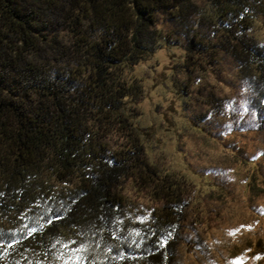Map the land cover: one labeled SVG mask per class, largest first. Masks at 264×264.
<instances>
[{"label": "trees", "instance_id": "trees-1", "mask_svg": "<svg viewBox=\"0 0 264 264\" xmlns=\"http://www.w3.org/2000/svg\"><path fill=\"white\" fill-rule=\"evenodd\" d=\"M203 1L0 0V264H177L191 193L150 162L128 77L170 42L161 16L188 71L230 60L264 131V0Z\"/></svg>", "mask_w": 264, "mask_h": 264}, {"label": "rangeland", "instance_id": "rangeland-1", "mask_svg": "<svg viewBox=\"0 0 264 264\" xmlns=\"http://www.w3.org/2000/svg\"><path fill=\"white\" fill-rule=\"evenodd\" d=\"M194 2L206 7L203 0ZM159 20L170 42L128 71L131 83L140 87L130 106L150 162L162 173L178 175L191 193L177 264H233L240 258L243 264H264V193L251 190L255 180L264 188V131L247 106L249 92L238 85L222 54L219 62L202 55L207 63L188 71L186 37L165 17ZM199 31L210 35L208 27ZM214 93L225 100L219 109L205 103ZM220 109L225 118L215 117ZM128 183L140 205L154 206ZM220 190L224 197L211 196ZM195 241L203 252L189 246Z\"/></svg>", "mask_w": 264, "mask_h": 264}, {"label": "snow or ice", "instance_id": "snow-or-ice-1", "mask_svg": "<svg viewBox=\"0 0 264 264\" xmlns=\"http://www.w3.org/2000/svg\"><path fill=\"white\" fill-rule=\"evenodd\" d=\"M34 231H36V229H32V232H34ZM29 234H31V233H29ZM9 246H11V245H9ZM233 264H243V259L240 258L237 261H234Z\"/></svg>", "mask_w": 264, "mask_h": 264}]
</instances>
